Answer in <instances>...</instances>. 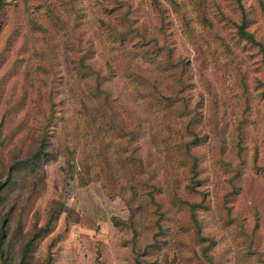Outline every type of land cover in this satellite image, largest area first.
Here are the masks:
<instances>
[{"label": "rangeland", "instance_id": "1", "mask_svg": "<svg viewBox=\"0 0 264 264\" xmlns=\"http://www.w3.org/2000/svg\"><path fill=\"white\" fill-rule=\"evenodd\" d=\"M16 162L0 264H264V0H0Z\"/></svg>", "mask_w": 264, "mask_h": 264}, {"label": "trees", "instance_id": "2", "mask_svg": "<svg viewBox=\"0 0 264 264\" xmlns=\"http://www.w3.org/2000/svg\"><path fill=\"white\" fill-rule=\"evenodd\" d=\"M240 31H242V28L240 29ZM248 39H251L252 40V36L250 35V34H247L246 32H244L243 33ZM195 137H196V135H195ZM197 138V137H196ZM199 139V138H198ZM197 141L196 140H193V143H196ZM189 146H190V143L189 144H187L186 145V147H188L189 148ZM43 150V149H42ZM42 150L39 152V153H37L33 158H31V160L29 161H26L25 162V165L26 164H29V162H31V161H40L42 158H43V152H42ZM195 160H194V168H196L197 167V159L196 158H194ZM19 165H21V163L20 162H16V163H14V164H12L11 166H10V168H9V170H8V172H7V177H6V179L3 181V182H0V191H2L4 188H7L8 187V185L9 184H11V182H12V179H13V177L15 176V172L17 171V169H18V167H19ZM0 200H1V198H0ZM189 207H190V211L192 212V213H194L193 211H194V209H195V205H193V206H191V204H189ZM193 217H194V214H193ZM56 218V215H54L52 218H51V220H50V222H48V224H47V227L45 228L46 230V232L49 230V228H50V225H51V223H52V219H55ZM5 220L3 221V226H2V229H1V234H0V253H1V257L3 256V249H2V244H3V240H4V238L6 237V231H5V226H4V224H5ZM34 240V239H33ZM33 240H30V242H28L25 246H24V248L22 249V257H21V262H20V264H22L23 263V261H25V259L26 258H28V255H29V253L31 252V249H30V246H31V242L33 241ZM51 260H52V257L51 256H48V258H47V262L45 263V264H50V262H51ZM2 264H8V259H7V257H6V259L5 258H3L2 259Z\"/></svg>", "mask_w": 264, "mask_h": 264}]
</instances>
